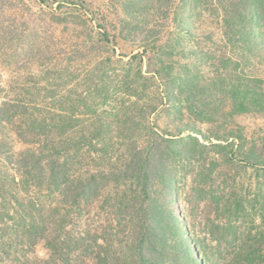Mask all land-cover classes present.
I'll use <instances>...</instances> for the list:
<instances>
[{
    "label": "trees",
    "instance_id": "trees-1",
    "mask_svg": "<svg viewBox=\"0 0 264 264\" xmlns=\"http://www.w3.org/2000/svg\"><path fill=\"white\" fill-rule=\"evenodd\" d=\"M228 5L231 55H254L264 45V0ZM81 18L53 16L74 26ZM183 25L184 18L178 22ZM18 32L6 33L16 54L27 43ZM85 33L71 38L108 42V32ZM27 35L28 43L41 40L34 28ZM158 41L131 55L120 76L109 75L107 66L73 68L84 53L79 46L50 52L49 66L37 73L30 67V84H22L19 70L7 80L0 72V236L31 251L43 244L49 256L38 264H167L168 242L175 248L180 238L166 197L176 200L183 171L201 163L214 176L236 162L262 176L260 193L227 198L225 230L235 244L228 255L240 264H264V156L245 147L233 124L239 114L264 116V81L228 53L222 67L227 80L216 72L201 84L199 71L174 62L175 44ZM23 52L18 57L30 63L28 50ZM209 93H224L227 109L205 99ZM162 111L181 121L227 124V130L215 136L218 143L186 124L176 132L161 130L153 119ZM15 141L24 149L16 151Z\"/></svg>",
    "mask_w": 264,
    "mask_h": 264
},
{
    "label": "rangeland",
    "instance_id": "rangeland-1",
    "mask_svg": "<svg viewBox=\"0 0 264 264\" xmlns=\"http://www.w3.org/2000/svg\"><path fill=\"white\" fill-rule=\"evenodd\" d=\"M228 4L229 0H198V4L195 0H187L186 4L183 0H46L44 3L40 0H0V72L7 80L17 77L15 72L19 70L23 75L20 77L23 78L22 84L27 80L31 83L33 79H29L25 72L30 67L37 73L40 68L49 66L50 52L70 51L79 46L84 53L73 68L96 71L107 66L109 75L114 77L115 73L120 76L126 70L131 55L142 52L146 42L150 44L152 39L157 38L159 44H175L174 62L190 64L199 71L201 84L204 80L215 78L218 73L227 80V72L222 67L229 54L242 61L241 69L264 81V45L258 46L254 55L242 56L243 60L238 53H230L227 37L233 29L230 27L232 14L228 11ZM193 8H197L196 11L193 12ZM65 12L83 17L82 22L77 24L79 28L53 19V16ZM182 18L184 25L180 27L178 22ZM84 22L93 28L91 32H88L89 27ZM32 28L40 36V42L28 43L31 37L27 34H32ZM13 31H19L18 35L27 38L19 54L23 55V51L28 50L30 63H25V58L20 59L11 43L8 44L6 33ZM73 31L79 34H86L87 31V35L95 34V31L102 34L108 32V42L101 44L97 41L100 37L95 36L91 43L96 45L85 44L84 40L71 38L77 36ZM43 51L46 52L44 60L41 57ZM223 95L209 93L204 98H210L224 111L227 105ZM153 123L161 130L171 132L186 124L200 130L213 143L219 142L215 138L217 134L227 130V124L213 125L186 118L181 121L165 111L154 117ZM233 124L245 137V147H255L257 154L264 156V116L258 112L239 114L234 117ZM197 135L206 142L200 133ZM14 149L21 151L24 145L15 141ZM209 161L208 158L206 162ZM200 165L187 166L183 171L178 180L176 200L170 195L166 197L180 238L175 248L172 247L173 241L168 242L166 262L240 264L233 255H228L234 253L230 244H235L233 233L227 236L225 230L227 198L233 200L240 193L247 196L260 193L258 181L261 180V172L236 162L228 168L227 164L223 165L218 175L211 176L208 169H201ZM258 222L261 223V219ZM260 225L264 229V224ZM5 233L11 234L8 231ZM9 236H0V264H38V260L48 258L49 252L43 244L31 251L25 248L24 242H17Z\"/></svg>",
    "mask_w": 264,
    "mask_h": 264
}]
</instances>
